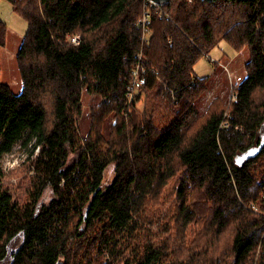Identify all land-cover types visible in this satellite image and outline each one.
I'll return each instance as SVG.
<instances>
[{"label":"trees","instance_id":"16d2710c","mask_svg":"<svg viewBox=\"0 0 264 264\" xmlns=\"http://www.w3.org/2000/svg\"><path fill=\"white\" fill-rule=\"evenodd\" d=\"M9 1L28 28L15 90L0 16V159L41 152L23 198L0 182V264H264V0ZM221 41L249 51L237 99L190 116Z\"/></svg>","mask_w":264,"mask_h":264},{"label":"rangeland","instance_id":"374dc122","mask_svg":"<svg viewBox=\"0 0 264 264\" xmlns=\"http://www.w3.org/2000/svg\"><path fill=\"white\" fill-rule=\"evenodd\" d=\"M0 16L7 22L9 28L8 44L2 50L4 80L9 82L15 90H19L21 81L17 69L16 54L21 38L28 28V22L14 11L9 0H0ZM248 58L247 48L236 51L226 41H221L217 47L203 56L196 64L195 71L200 77L210 76V81L190 116L203 112L216 98L222 97L225 101L231 102L230 96L235 92L234 85L246 76ZM99 100V96L85 93V113L81 119L84 133L87 132L89 126L90 107ZM135 104L142 106L139 101ZM23 141V139L20 140L11 151L6 152L0 159V182L9 187L14 199L23 198L26 195L35 172L32 164L33 159L41 152V149L36 147L34 153L31 154L32 144L25 146ZM254 207L256 208L255 204Z\"/></svg>","mask_w":264,"mask_h":264},{"label":"built area","instance_id":"2783aa9c","mask_svg":"<svg viewBox=\"0 0 264 264\" xmlns=\"http://www.w3.org/2000/svg\"><path fill=\"white\" fill-rule=\"evenodd\" d=\"M151 4L153 5H159L154 3L151 0H148ZM140 23L143 27V33H142V40L143 41H147L150 37V23H151V18H150V13L148 11H146L145 16L143 17V19L140 20ZM80 39V36L77 35H73L71 37V40L73 42H78ZM140 59L138 64L136 65V67H134V69L132 70V79H131V83L130 86L127 90V97L129 98L130 102H137V95L138 92L140 91V87L142 84V73L147 71L146 66L143 63V60L141 59L142 57V52L138 53ZM237 99V94L236 93H232L230 96V101H234Z\"/></svg>","mask_w":264,"mask_h":264},{"label":"water","instance_id":"95a60500","mask_svg":"<svg viewBox=\"0 0 264 264\" xmlns=\"http://www.w3.org/2000/svg\"><path fill=\"white\" fill-rule=\"evenodd\" d=\"M151 1H153L154 3L159 4V5H165V4H167L170 0H151ZM209 1H213V0H209Z\"/></svg>","mask_w":264,"mask_h":264},{"label":"bare ground","instance_id":"6f19581e","mask_svg":"<svg viewBox=\"0 0 264 264\" xmlns=\"http://www.w3.org/2000/svg\"><path fill=\"white\" fill-rule=\"evenodd\" d=\"M2 62V61H1ZM109 123H110V121H109ZM24 178H26V177H24ZM19 201V200H18ZM25 201V200H24Z\"/></svg>","mask_w":264,"mask_h":264}]
</instances>
